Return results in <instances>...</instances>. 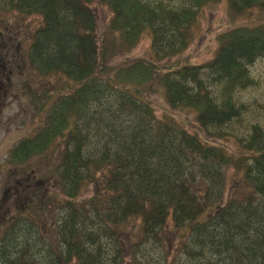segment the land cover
Segmentation results:
<instances>
[{
  "label": "trees",
  "instance_id": "1",
  "mask_svg": "<svg viewBox=\"0 0 264 264\" xmlns=\"http://www.w3.org/2000/svg\"><path fill=\"white\" fill-rule=\"evenodd\" d=\"M96 1L0 0L29 34L23 88L35 71L70 80L9 150L17 202L0 221V264H264V122L240 99L264 59V0H98L111 13L102 31ZM220 3L228 26L213 57L160 66ZM145 35L150 56L111 63ZM155 82L167 106L192 110L218 141L157 116L145 94Z\"/></svg>",
  "mask_w": 264,
  "mask_h": 264
},
{
  "label": "rangeland",
  "instance_id": "2",
  "mask_svg": "<svg viewBox=\"0 0 264 264\" xmlns=\"http://www.w3.org/2000/svg\"><path fill=\"white\" fill-rule=\"evenodd\" d=\"M224 3L216 4L207 7L200 13L198 25L195 27V35L192 43L184 53L174 56L170 59H162L157 61L158 64L164 65L167 62L186 64H202L211 59L217 47L218 33L228 26L226 21V10ZM97 14L98 31L106 28L109 22L111 13L105 5L98 0L92 4ZM0 15L8 22H16V15L12 11L0 10ZM254 18L253 13H248L246 16L239 18V21L250 20ZM25 24L28 28L33 30L40 22L39 16H32L25 18ZM24 27V26H23ZM27 28V29H28ZM23 35L22 40L28 41L30 38L25 31H21ZM110 38V37H109ZM113 41H107L110 44ZM150 38L145 35L140 42L131 47L130 50H120L117 56L112 58V64H118V61H123L129 57L135 56H150ZM123 51L124 54H122ZM251 73L256 80V85L249 90L241 93L240 99L251 104V111L255 112V117H259L264 122V59H258L251 67ZM30 82H27L28 87H24L22 83L18 82L11 88L5 91V95L0 93V221L2 219L4 210L9 207L15 208L17 201H10L11 189L15 182L11 183V177H8L7 170L11 167L7 158L9 149L22 137L29 135L34 128H36L45 120L46 113L50 109V103L54 101L57 95L68 91L69 78L58 72H39L35 71L29 75ZM27 80V76L22 79ZM17 88H16V87ZM51 93L52 99H48L49 103L39 111V106ZM146 97L154 104L156 114L159 117L172 118L174 121L180 123L193 133L200 134L203 138L208 140L218 141L215 137H206L202 129L199 127L195 113L186 108L174 109L167 106L164 98V93L157 82L150 92H146ZM257 110L258 112L254 111ZM249 114H253L250 112ZM229 144V142L227 143ZM234 145H231V147ZM6 172V173H5ZM24 173L23 168L20 171ZM232 169H228L229 175L232 174ZM22 180V177H13V181ZM90 190L85 193L88 196ZM14 195V194H12ZM3 201L7 204H3Z\"/></svg>",
  "mask_w": 264,
  "mask_h": 264
},
{
  "label": "flooded vegetation",
  "instance_id": "3",
  "mask_svg": "<svg viewBox=\"0 0 264 264\" xmlns=\"http://www.w3.org/2000/svg\"><path fill=\"white\" fill-rule=\"evenodd\" d=\"M20 37L18 30L7 24L4 25L3 21L0 22V93L3 95L12 79L17 77L12 75L14 69L11 66L20 68L18 64V55H21Z\"/></svg>",
  "mask_w": 264,
  "mask_h": 264
}]
</instances>
